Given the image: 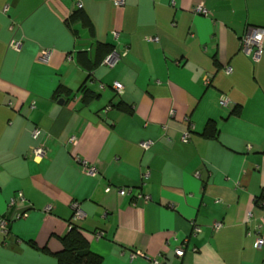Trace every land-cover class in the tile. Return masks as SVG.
<instances>
[{"label":"crops","instance_id":"obj_1","mask_svg":"<svg viewBox=\"0 0 264 264\" xmlns=\"http://www.w3.org/2000/svg\"><path fill=\"white\" fill-rule=\"evenodd\" d=\"M79 3L92 34L67 25ZM248 27L264 0H0V220L28 213L0 228V264H56L72 224L102 264H264V53L241 52ZM99 44L126 56L89 70Z\"/></svg>","mask_w":264,"mask_h":264},{"label":"built area","instance_id":"obj_2","mask_svg":"<svg viewBox=\"0 0 264 264\" xmlns=\"http://www.w3.org/2000/svg\"><path fill=\"white\" fill-rule=\"evenodd\" d=\"M113 3L115 6L117 7H121L125 5V0H113ZM82 4L79 3L78 4V8L82 9ZM196 14L199 15H205L208 16L209 15V11L205 8V6L203 4L199 5L196 7L195 9ZM152 41H158V38L155 39H150ZM11 47L16 50L19 51L21 49V43L20 42H16L13 41L11 43ZM240 49L241 52L254 64L259 63L262 59L263 53H264V27H248L246 32L244 33V35L241 37L240 39ZM126 56V52H124L123 54H119L117 52H113L112 54H110L108 57L105 58V60L103 61V64L105 66H108L110 68L115 67L120 61L121 59ZM51 59V51L50 50H43L39 56V60L42 63H48ZM226 72L227 74H231L232 73V68L231 67H227L226 68ZM113 88L116 90V92L121 95L123 93L124 90V86L121 83H114ZM221 103L222 105H227L229 103V100L226 97H223L221 99ZM40 134V131L38 129H36L33 133L34 137H38ZM190 133L186 132L182 135V141L185 143H188L190 140ZM73 143H76V139H72ZM145 149H150L152 146L151 142H146L143 144ZM33 155H34V159L35 160H41L45 155H46V149L43 147H38L33 149ZM82 169H83V173L91 176V177H96L98 175V170L92 166L89 165L87 162H83L82 163ZM150 175V172L147 171L143 174V179L148 178ZM197 176L199 177V174H197ZM111 190V188H108L107 191L109 192ZM119 193L122 196H128L131 195L132 190L130 188H124V189H118ZM137 199H144V200H149L150 198L147 196H142V195H138ZM17 199H20L21 201H25V197L22 193H18L16 198L11 199L10 202V206L11 207H15L16 203H17ZM264 204V202H263ZM52 206H48L46 208V213H49V211H51ZM28 216V213L25 212H18L16 211L14 214H12L11 217L8 218H3L0 220V228L3 234L7 235L9 233V229H8V225L11 221L13 220H19V219H23L26 218ZM85 218V214L84 212L81 210L79 204L74 203L73 204V221L74 222H78V221H82ZM222 227L221 224L217 223L215 224V229L219 230ZM260 230V227L258 228ZM195 232H200V228H195ZM103 234L99 233L97 235V237H102ZM264 245V239L262 237H258V239L255 242V247L257 249H261ZM184 247H181L179 249L176 250V255L178 257H183L184 256ZM136 256V254L132 255V258H134ZM155 264H161V262L159 260H154Z\"/></svg>","mask_w":264,"mask_h":264},{"label":"trees","instance_id":"obj_3","mask_svg":"<svg viewBox=\"0 0 264 264\" xmlns=\"http://www.w3.org/2000/svg\"><path fill=\"white\" fill-rule=\"evenodd\" d=\"M80 22L83 26L88 28L90 33H93V24L86 13L82 9H78L70 17V21L67 22L68 27H71L72 23ZM97 56L98 52H103L102 56L96 57L90 65L86 67L89 70H93L99 66L108 55L113 53L110 45L99 44L97 47ZM90 62V61H89ZM89 96V94H88ZM240 110L235 109L233 114H239ZM218 135V128L214 121H209L205 127V130L202 134L206 139H216ZM264 199V192L258 198L257 204L260 203V200ZM264 201V200H263ZM63 249L61 252L56 254V264H102L103 258L98 254H95L90 249V243L86 236L84 235L82 229L75 224H72L69 233L61 239Z\"/></svg>","mask_w":264,"mask_h":264}]
</instances>
